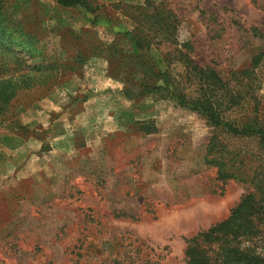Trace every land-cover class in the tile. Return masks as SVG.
I'll return each mask as SVG.
<instances>
[{
    "label": "rangeland",
    "instance_id": "1",
    "mask_svg": "<svg viewBox=\"0 0 264 264\" xmlns=\"http://www.w3.org/2000/svg\"><path fill=\"white\" fill-rule=\"evenodd\" d=\"M89 2L93 13L0 0L14 23L8 53L0 47V92L9 98L0 118V264H186L188 241L248 191L217 179L209 146L238 157L239 173L264 172V149L163 93L135 96L112 46L126 48L117 33L132 29L131 6L170 11L177 46L156 48L158 67L179 90H195L184 78L191 66L167 60L189 42L182 51L218 77L211 89L226 121L264 130V0Z\"/></svg>",
    "mask_w": 264,
    "mask_h": 264
},
{
    "label": "trees",
    "instance_id": "2",
    "mask_svg": "<svg viewBox=\"0 0 264 264\" xmlns=\"http://www.w3.org/2000/svg\"><path fill=\"white\" fill-rule=\"evenodd\" d=\"M53 1L62 8H84L86 12H94L89 0ZM153 6L149 3L144 6H129L133 9L128 13L133 27L130 31L117 33V39H123L126 47L121 50L117 48V44L112 46L115 56L118 57H115V60H120V65L117 66L121 75L120 81L128 88L137 84L138 91H135V96L163 93L165 98L173 100L180 107L206 117L214 128H223L234 136H255L264 149V130L261 126L244 124L237 128L235 124L226 121L223 116V104L217 100L211 89L213 83H217L218 77L208 67L200 68L192 61L186 53L192 49L189 42L180 45L186 52L173 49L172 59L167 57V60L171 62L177 59L186 68L191 66L193 75L186 73L184 78L189 84H192L190 80L194 78L198 84L195 90L190 93L179 90L170 72L158 67L153 52H157L156 48L159 47L171 50L173 46H177L174 36L178 19L170 11ZM0 18V47L5 48L3 53H8L5 52L9 50L4 47L3 41L7 40L9 28L14 23L2 11V4ZM109 57L111 58V55ZM257 59H254L251 68L256 66ZM110 66L112 67L111 64ZM117 69L114 67L112 72L116 73ZM240 73L246 75L249 71L243 70ZM234 74L232 78L236 77ZM130 92L131 90L128 91V96L131 95ZM8 100L9 98L0 92V118L7 116L3 102ZM151 129L145 128L146 132ZM219 147L218 142L212 143L206 157L207 163L217 168V179L226 181L232 178L247 185L248 191L231 209L225 220L210 226L188 241L184 252L186 264H264V172L250 169L239 173L243 165L238 157H230L223 150H218Z\"/></svg>",
    "mask_w": 264,
    "mask_h": 264
}]
</instances>
